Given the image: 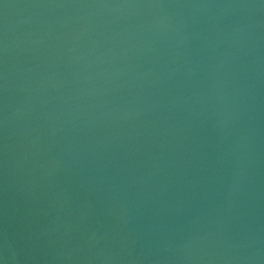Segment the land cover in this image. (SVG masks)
Masks as SVG:
<instances>
[{"label":"water","instance_id":"obj_1","mask_svg":"<svg viewBox=\"0 0 264 264\" xmlns=\"http://www.w3.org/2000/svg\"><path fill=\"white\" fill-rule=\"evenodd\" d=\"M0 264H264V0H0Z\"/></svg>","mask_w":264,"mask_h":264}]
</instances>
